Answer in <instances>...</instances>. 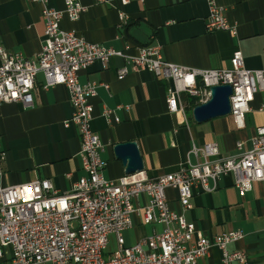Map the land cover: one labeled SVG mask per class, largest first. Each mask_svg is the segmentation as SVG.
Segmentation results:
<instances>
[{
    "label": "crops",
    "instance_id": "1",
    "mask_svg": "<svg viewBox=\"0 0 264 264\" xmlns=\"http://www.w3.org/2000/svg\"><path fill=\"white\" fill-rule=\"evenodd\" d=\"M79 1L86 11L75 21L63 16L60 27L88 42L126 55H134L139 47L158 46L163 60L200 69L229 68L232 53L238 48L246 69L264 72V0H214L235 25V35L226 30L206 31V0H131L126 5L118 0ZM49 6L61 9L63 0H49ZM119 11L128 17L121 26ZM43 29L40 4L0 0V46L6 51L33 57L40 49ZM124 65L122 57L112 56L105 65L95 61L78 74L81 84L97 83L96 95L90 99V125L103 145L100 158L106 179L124 174V166L113 152L116 143H136L143 163L141 172L150 179L176 171L185 161L194 163L192 146L214 142L221 157L238 154L237 141L242 142V150L249 149L255 128L264 125V87L254 93L244 127L239 129L229 114L196 122L189 105L191 98L185 95H180L183 113H170L165 102L170 81L145 70L135 71L129 65L127 74L118 79L117 71ZM43 84L39 73L30 108L24 109L19 103L0 105V147L4 153L0 181L15 185L49 179L55 189L64 192L84 175L80 137L74 125L63 126L72 113L66 87L44 89ZM105 109L111 111L108 116L103 113ZM215 184L211 191H204L194 183L187 209L177 203L176 191L168 188V206L193 222L204 237L239 231L242 238L227 244L226 249L244 251L247 260L230 264H264V181L252 183L243 196L238 194L231 173L221 175ZM146 201L145 196L137 199L141 205ZM161 228V224H144L139 215H132L131 226L122 232L123 243L132 246ZM9 258L5 248L0 264ZM196 264H223L221 251L211 246Z\"/></svg>",
    "mask_w": 264,
    "mask_h": 264
},
{
    "label": "built area",
    "instance_id": "2",
    "mask_svg": "<svg viewBox=\"0 0 264 264\" xmlns=\"http://www.w3.org/2000/svg\"><path fill=\"white\" fill-rule=\"evenodd\" d=\"M28 1L41 6V46L33 57L8 52L0 46V105L19 103L24 109L32 107L39 73L44 89L64 85L72 113L63 126L74 125L79 133L84 175L64 192L55 189L49 179L15 185H2L0 181V256L5 248L9 249L6 264H196L211 246L221 251L223 264L244 263V251L226 249L227 244L242 238L239 231L204 237L181 212L169 208L165 190H175L177 203L187 209L194 183L211 191L221 175L231 173L238 194L243 196L252 183L264 181V125L255 128L249 149L242 150L240 141L235 143L240 151L236 155L221 157L217 145L207 142L192 146L190 153L196 161H185L176 171L150 179L141 171L106 179L100 158L103 145L90 125V99L96 95L97 83L81 84L78 74L95 61L105 65L112 56L122 57L125 65L118 69V79L127 74L129 65L135 71L145 70L170 81L165 102L167 110L174 114L183 113L180 95L199 104L210 98V86L228 84L229 115L240 129L254 93L264 87V72L246 69L238 48L232 53L230 67L222 69L192 68L165 61L158 46L139 47L134 55H126L60 27L63 16L75 21L86 11L79 0H63L61 9L49 6V0ZM118 1L126 5L131 0ZM206 2V31L226 30L235 35V25L226 18L223 7L214 0ZM118 20L121 26L128 17L119 11ZM103 86L108 88L107 84ZM103 113L108 116L111 111L105 109ZM3 158L0 147V163ZM1 173L0 167V177ZM141 196L147 198L142 205L137 203ZM132 215H139L144 224H161L162 228L127 247L122 232L131 226ZM110 234L115 237L116 249L104 257Z\"/></svg>",
    "mask_w": 264,
    "mask_h": 264
},
{
    "label": "water",
    "instance_id": "3",
    "mask_svg": "<svg viewBox=\"0 0 264 264\" xmlns=\"http://www.w3.org/2000/svg\"><path fill=\"white\" fill-rule=\"evenodd\" d=\"M210 98L192 107L191 114L196 122H204L214 117L225 116L230 112L229 95L231 87L228 84L210 86ZM113 152L124 166V173L142 171L143 163L137 145L134 141L116 143Z\"/></svg>",
    "mask_w": 264,
    "mask_h": 264
},
{
    "label": "rangeland",
    "instance_id": "4",
    "mask_svg": "<svg viewBox=\"0 0 264 264\" xmlns=\"http://www.w3.org/2000/svg\"><path fill=\"white\" fill-rule=\"evenodd\" d=\"M116 249L114 235L111 234L108 236L107 247L103 251V256L106 257L109 253L113 252Z\"/></svg>",
    "mask_w": 264,
    "mask_h": 264
},
{
    "label": "trees",
    "instance_id": "5",
    "mask_svg": "<svg viewBox=\"0 0 264 264\" xmlns=\"http://www.w3.org/2000/svg\"><path fill=\"white\" fill-rule=\"evenodd\" d=\"M189 105H190L191 107L197 105L195 99H193V98L189 99Z\"/></svg>",
    "mask_w": 264,
    "mask_h": 264
}]
</instances>
